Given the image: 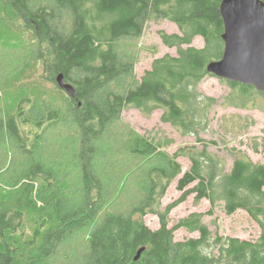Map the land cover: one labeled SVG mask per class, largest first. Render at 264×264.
Returning a JSON list of instances; mask_svg holds the SVG:
<instances>
[{
    "label": "trees",
    "instance_id": "trees-1",
    "mask_svg": "<svg viewBox=\"0 0 264 264\" xmlns=\"http://www.w3.org/2000/svg\"><path fill=\"white\" fill-rule=\"evenodd\" d=\"M220 2L0 0V28L28 35L29 47L19 44L21 36L10 47L23 48L24 63L36 64L39 81L53 86L46 95V86L40 94L23 92L11 111L0 113V147L9 143L19 158L11 163L9 170H17L9 179L0 173V264H264V163L236 154L225 170L207 150L215 141L200 136L208 132L210 110L218 103L198 85L212 76L207 63L222 55ZM160 20L179 30H158L162 44L174 47L175 55L155 57L138 77L130 45H137L133 42L149 22ZM196 36L203 40L201 47L191 44ZM58 74L72 86L73 96L57 85ZM221 80L231 88L221 106L264 111V92ZM54 95L61 106L50 100ZM129 107L147 117L161 109V122L194 136L203 148L178 147L168 153L160 149L156 132L120 129L126 126L122 110ZM60 126L70 128L75 139L67 145L71 156L56 155L63 165L53 167L40 153L46 132ZM120 153L140 163L127 171ZM179 156L189 159L188 169L182 170ZM175 179L181 194L163 207L161 199ZM129 186L135 195L127 208L113 207ZM191 194L195 201L209 202L206 214L218 202L227 215L245 210L258 236H212L203 212H191L169 226L170 211ZM149 213L158 217L156 229L144 222ZM180 228L198 236L177 239ZM81 232L83 248L65 253Z\"/></svg>",
    "mask_w": 264,
    "mask_h": 264
},
{
    "label": "rangeland",
    "instance_id": "rangeland-1",
    "mask_svg": "<svg viewBox=\"0 0 264 264\" xmlns=\"http://www.w3.org/2000/svg\"><path fill=\"white\" fill-rule=\"evenodd\" d=\"M158 30H163L166 33L179 32L177 26L169 20L151 21L146 25L140 39L133 42H137V45H130L131 50L134 53L136 52L137 63L134 66V71L138 77L142 75L144 70L149 69L151 61L155 57H159L165 53L175 55L176 50L174 47L170 48L162 44ZM19 36L23 37L24 40L19 44L29 47L26 32L17 31L15 28H0V113L11 111L15 100L23 92H27L30 95L40 94V88H44V86H46L47 90L43 92L45 95L53 91L51 84L44 85L39 81V71L36 69V64L33 62L24 63L25 55L21 52L23 48L20 51L18 48L10 47L13 46L14 39H18ZM191 44L196 47H201L203 40L199 36H196L193 38ZM26 49L28 50V48ZM28 63L32 64L28 65ZM198 89L204 94L215 97L218 100V103L210 110V127L208 132L200 134L206 142L209 140L215 141L214 144L208 143L207 150L220 163H223L225 170L231 167L232 160L236 154L245 155L256 163H264L263 109L260 106L259 108L221 106L220 102L224 96L231 92V88L221 78L213 75L206 76L199 83ZM55 95L58 94L55 93ZM55 95L50 100L61 106L59 98L57 96L55 97ZM161 112V109H156L147 117L142 115L136 108H125L122 110L120 117L126 126L121 124L123 126L119 128L127 129L131 132L133 130L138 134L149 132L148 134L153 135L156 132L157 137H160L162 140V147L160 149L168 153H172L178 147L194 146L199 149L203 148L204 144L197 143L194 136L181 135L169 123L161 122ZM70 139H75L70 128H61L60 126L48 130L44 136L45 150L43 147L40 153L42 160H46L45 163L51 161L53 167L62 166L63 163H58L55 157L56 155H60L64 159L65 157L71 156L70 148L67 146L70 144ZM2 156H6L4 161L6 167L1 169L0 173L6 176L5 179L7 180L17 170V166L9 170L12 166L11 163H18L19 158L15 155L9 143L0 147V165L3 162L1 160ZM118 157L121 162V168L127 169V171L134 169L140 163L138 162L139 158L133 157L130 154L124 155L120 153ZM69 158L66 164L70 163ZM177 160L182 165L183 171L190 167V161L187 157L179 156ZM144 162L147 163V161ZM120 172L115 174L118 176ZM176 182L177 180L175 179L170 183L165 195L161 199L163 207L180 196L181 191L176 189ZM117 186L119 187L118 184ZM129 187L125 188L123 197L120 198L119 202L112 204L113 207L120 209L127 208L125 204H129L130 197L135 195L131 194L133 192V186ZM115 192L117 193V190ZM115 192L114 195L116 194ZM210 208L209 202L206 199L195 201L193 194H191L184 202L175 206L170 211L168 214L169 226L191 212H203L202 221L208 226L212 236H215V234L223 236L230 235L247 240L254 239L258 236L259 228L245 210L238 209L232 215H227L222 205L218 202L213 207L212 214H206ZM143 219L146 225L152 229H156L159 226L158 217L155 214H146ZM196 236H198L197 231L188 232L182 228L175 231V237L177 239ZM83 243L84 233L81 232L75 235L73 240L63 250L67 254L71 253L74 249L80 251L83 248Z\"/></svg>",
    "mask_w": 264,
    "mask_h": 264
},
{
    "label": "water",
    "instance_id": "water-1",
    "mask_svg": "<svg viewBox=\"0 0 264 264\" xmlns=\"http://www.w3.org/2000/svg\"><path fill=\"white\" fill-rule=\"evenodd\" d=\"M223 51L206 70L225 80L252 85L264 92V2L262 0H221ZM57 85L74 95L72 86L56 76ZM142 249H139L136 258Z\"/></svg>",
    "mask_w": 264,
    "mask_h": 264
}]
</instances>
